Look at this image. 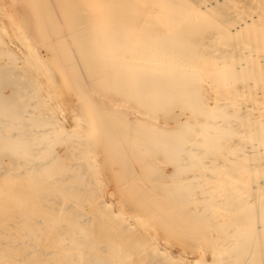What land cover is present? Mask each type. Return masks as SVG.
<instances>
[{"label":"bare ground","instance_id":"6f19581e","mask_svg":"<svg viewBox=\"0 0 264 264\" xmlns=\"http://www.w3.org/2000/svg\"><path fill=\"white\" fill-rule=\"evenodd\" d=\"M124 1L127 2V0ZM124 1H122L121 3L124 4ZM256 1L254 0V2ZM140 2L143 1L141 0ZM245 2L247 5L248 2L247 1ZM157 3H158L157 0H153L149 5H151V7H155ZM208 7L210 6L208 5ZM157 8L158 7H156V9ZM232 9H234V7ZM221 10L223 11V9ZM49 11H52L50 15H48ZM128 11L130 15H126V16L129 17L130 22L127 23L126 27H124L122 32H119L118 34H114L112 31L109 32L106 31V29H109L111 27V24L113 23L111 11L101 12L95 9L94 7H91L90 0H0V87L2 88L3 86L5 88H8L12 93V90H14L15 86L7 84L6 80L8 77L13 76L16 81V88H18L17 90L21 91V95L19 97H14L11 99L6 97L0 98V120L2 119L6 120L7 118H12L10 120H18V121H10L8 123L9 125L7 128H0V168L2 167L0 170L1 171L0 178H2L1 180L4 181L3 186L0 187V200L4 199L2 202L0 201V215L1 213L3 214V212L6 211H10L13 213L16 212V210L17 212H19L18 210L21 211L24 209L28 211L26 213L27 215L25 216H16V215H12L13 214L12 213L7 216V218H9L8 220H4L2 219V217L0 218V226L4 223L7 225V227H4L5 228L4 231H0V264H57L55 260L49 259L48 253H50V251L46 249H42L38 245L30 246V248L28 247L22 250L18 248L17 244L14 245L13 242L15 241H12V236H14L15 233H17V235L21 234L23 237L31 239L33 241L35 240L37 242L47 239L50 232H56L58 237L55 236L57 237L56 240L51 242L49 241V249H51L53 252L61 251L60 254L63 255V257H61V261L63 262V264L83 263L81 261L84 260V258H87L88 264H103L104 261H107L105 258H103L107 256L106 255L107 253L105 254L106 256H101L98 254H91V253L88 254V251L91 252L93 247L97 244V238H95L96 232H98V230L100 231L106 229L109 230V228H107L108 226L104 224V221L101 224L102 226L100 225V228H98V226L95 228V224L92 225V223L89 222L88 225L83 224L84 221H80L76 219L75 217H73V215H70L68 217H62V216L59 217L57 216V213H53V211L55 212V209L52 208L53 206L50 207L49 205L44 204L43 201L44 200L53 201L54 195L57 196V198L62 195L69 197L70 195L72 196L74 193L76 194V192H85L89 200L94 199V197L99 198L100 191H102L101 182L108 179L106 178L108 176H106L107 174H105L101 179L97 175L98 176L97 178L92 179L90 175L86 173V171H89L91 169V167L89 168L88 166V163H90V161L88 160V158L85 159L83 155L84 152L77 153L76 150L80 145L81 146L87 145L88 148L87 153L89 152V154H92V156L94 157L93 161H98L97 159L101 157V155L106 153L110 149V147H113L114 145L113 141H115L116 139H121L122 141L125 142V143L123 142L124 144L120 146L118 152L116 153V156H118V158L121 160V163L118 165V169L120 171L129 173L132 176L133 180L136 182V183L134 182L131 183L130 185L131 191L128 194L126 200L122 201V206L124 207V209L121 213V219L124 216H126L128 212H131L136 208L133 207L134 208L133 209L130 205L135 206V203L132 202L138 200L144 206L145 211L143 215L134 216L133 220L135 223H138V226L136 227H139L140 229L139 231L142 234V237L145 238L150 237L152 239L153 235L149 234L148 232L153 231L155 234H159V232L165 230L164 228H178L181 223L182 224L185 223V220L187 219L189 220L194 212H197L199 214L198 215L199 217L207 218L209 220V222L211 223L210 226L218 229L217 230L219 231L218 236H220L224 240V243L218 252L212 253L211 257L209 258L207 257L208 259H206L205 261H201L200 258L201 259L205 258L204 256H205L206 247L197 246L195 247L196 248L195 249L194 247L191 246L192 248H194V250L199 251L202 255H200V258L196 259L195 261L185 262V263L183 262V263L184 264H244V263H239L236 260L237 256H239L240 253L236 247L240 245V242L242 241V237L245 238L247 233L242 232L240 235L236 236V238L233 239H229V235L225 236L223 234L227 232L231 233L232 231L236 230V228H240L239 225L243 220L246 211H244V209H239L235 207L227 208L226 204H225L226 206L223 205L222 200L226 199L228 195L233 193H235L236 196L243 195V198L241 199H243L242 203L245 204V206L255 204L256 201L264 199V181L257 183V185L251 186L248 183L250 180L247 182V179L246 180L244 179V176L246 174L245 172L252 173V171L255 170V168L264 165V163L261 162V158L260 160H252L251 157L247 156L249 155L248 154L249 152L245 153V151H243L241 153H238L234 159L235 160L237 159L236 161H239L240 159L242 160L244 159L248 162L247 165L244 166L238 165L239 167L235 166L236 167L235 168L236 171H234L235 174L232 173V175H229V173L226 174V172L222 174V172L219 171L216 173L217 175L209 176L210 180L207 179L205 164L210 165L213 164L212 161H215L214 163L216 165H220L223 168L228 166L229 169L231 168L229 163L226 162L227 161L226 158L227 157L230 158L229 156L226 157V153L229 151V148H227L228 147L227 143L228 142L230 143V141H228L229 137L223 136L221 138L222 133L219 131L217 133V135L219 136L218 138L219 141H216L214 140V138L209 137L207 138L205 143L202 142L200 144H193L194 141L192 137L186 138L183 136L174 135L169 138H163L162 137L163 133L160 132L159 135L162 138L154 137L151 139L152 141H150L152 142V144L155 143L159 144V147L157 148V150H159L158 151L159 153H155L154 156L150 157L151 159L146 163H141L138 160L135 151H137L136 144H139V142H137V139L132 138V134H131L132 130L130 128L122 127L121 122H128L132 120H148L151 122L152 128H157L160 131L173 129L169 127L167 124L163 125L162 120L186 119L184 114L187 113L180 114L178 112L181 105L184 104L181 103L180 101L183 98V92L189 90L193 82L203 81L205 78L204 75H206L205 73L207 71L203 70L202 68V66L206 64V62L204 61L205 59H202V57L199 55L200 52L198 47L194 48L191 51H182L181 47L183 43L181 41H176L173 43L165 42L166 41L164 39L165 33L163 32L158 33V35L156 36L157 40L154 38V40L149 41V44H147L146 43L148 42V38H147L148 36H146L147 34H139V28H142L143 24L140 21L141 19L138 14V9L128 8ZM229 14L230 13H228V15ZM73 16H76L77 18L80 16H85V19L81 17V19L77 21L74 30L70 33L67 31L66 21L67 18ZM92 17L96 18L97 25L92 30H89L88 33L86 32L85 36H87V34H88L87 37H91L92 35L95 37L102 36L103 38H105L104 42L102 46L96 49H90L84 54H80L79 52L74 53L75 52L74 47L76 46L74 41L76 40V38L80 36H84V34H82V31L86 27L85 20L89 18L91 19ZM193 17L195 18V16ZM53 20H56L58 25L53 30H50L48 27L49 22ZM243 22L244 23L246 22L245 19ZM154 24H153V28L158 25V24L155 25ZM159 26L160 25H158V27ZM236 26H240V25H238L237 23ZM240 27H238V29ZM177 30L179 31V29ZM232 33L234 32L232 31ZM114 35L116 36V38L120 39L118 40V42H112ZM62 38L67 40L68 47L72 50L74 54L73 59H75V61H78L79 63L77 64L79 65L80 73L79 75L73 78L66 76L67 74L65 70L70 66L64 64L63 62L64 61L63 59L66 57V55L63 53L64 50L60 51L59 48L57 47V39H62ZM126 39L127 41H125ZM123 40L125 42L120 44ZM46 49H52L53 54H51V56L46 55ZM223 50L224 49H222L221 52H223ZM43 51L45 53H43ZM91 51L95 52L94 54H98V55L90 54ZM113 51L114 52L121 51L120 53L122 54L117 53L115 57L123 59V62H118L117 60L115 61V59L113 58L109 59L110 53L112 54ZM230 51L232 50H229V53ZM240 51H243V48ZM209 52L210 51H208V53ZM218 55L219 54H217L216 57H218ZM229 55L230 54H228V56ZM141 58L142 61L139 62L138 60H140ZM92 59L95 60L105 59L104 60L105 68L113 71H116V68L117 69L118 67L120 68L124 63L128 65V62L133 60L132 62L138 63L141 70H137L134 73L132 72L130 76L134 77V80H139L140 87H138V89L136 88L132 89L130 86H125L120 89H117L116 91L114 90L113 87L110 88L109 87L110 80H112V78L114 77L113 75L116 72H112L109 75L111 77L106 76V78L101 79L96 84V87L94 85H91L90 83L91 71L85 73L86 69L88 68H87V64H83V63L87 62L88 60H89L88 63H90ZM2 62H4V64H2ZM151 66L157 69L158 71L162 70L163 68H168V70L165 74L163 73V75H159L157 71L155 73L156 75L153 74V76L152 75L148 76L143 72V70H147V68H150ZM237 68L238 67H236V69ZM121 69L123 68L121 67ZM200 69H202L203 72L200 71ZM17 70H23L25 72V77L23 79L21 78L23 75L17 76L18 74L17 75L14 74L15 71ZM163 78H165V80L174 79L173 80L174 82L169 86L168 89L162 90L161 88V85L165 81ZM225 79H226L225 77H222L219 79V82ZM232 81L234 82V80ZM237 82H239V80ZM61 84L64 86H62ZM61 88H63L64 89L63 92H65L64 97L63 94L61 93L62 99L60 98ZM1 91L3 92L6 90L0 89V93ZM112 94L115 96L113 100H111L110 98ZM141 94L142 95L144 94L143 97L140 96ZM151 94H153V96L156 94H160V97L165 102H168L170 100H175L174 103H176V105H174V103L172 104V107H174L175 109L171 110V105L169 104L166 103L162 104V102H158V101L153 102L150 99H147V97L148 98L150 97L148 95ZM232 94H237V96L236 97L232 96L231 98L228 97L226 98V100L232 101L234 103V106L237 107V102L242 101V98H240L242 95L239 96L237 91L232 92ZM204 98L196 99L193 102L202 103L204 102ZM91 100H92V104H90L89 107H84L81 104L83 102L89 104ZM251 100H254L252 103L253 105H255L256 102L258 101V99L256 98H253ZM52 101H60L61 109L67 107L68 108L67 110L73 109L76 111L75 115H72L73 116L72 124L74 125V127L72 126L71 131L65 128L64 125L65 123L57 122L59 118L58 110L56 109L57 105L56 107H54L51 104ZM23 102H28V106L24 107V105H22L21 107L20 104H22ZM39 104H40L39 106L40 109L37 112V115H39L40 118L31 119L33 120V123L25 122V120L30 119L28 114L34 113L33 109ZM191 105L194 104L187 103L186 110L188 109V106ZM201 105L204 107L203 109H205V112H202L199 115L193 117H198L202 115L203 121L211 120L217 116L218 118H226V115H221V114L218 115L217 112L216 114L212 113L208 105L206 106L204 104ZM234 106H232L233 108L232 110H237V108ZM12 115H14V119ZM193 117H190V120ZM101 120H104V122H108L109 124H113V125H111L110 128L108 129V134L106 135V139L104 140V143L90 147L88 144L92 142L93 136L95 135L96 132H98V129H100L102 123ZM201 120L199 119V121ZM111 122H116V124ZM50 123H52L53 125ZM49 125H51L52 127L51 130L53 132L52 136L49 134L46 135L47 134L46 131L43 132L39 131L40 133H42L41 135L36 134L37 133L36 130L38 128L40 127L46 128ZM67 126L68 128L71 127L69 125ZM22 127H25L26 129V133H24L23 136L15 132L13 133V137H17L19 135L18 141L4 142L1 140L2 135L7 136L8 134H12V130L22 129ZM263 128H264L263 124H259V125L253 124L251 126L246 127L245 130L243 128L242 129L245 133H251L254 130H256L259 135L258 130L260 131V129ZM50 129L51 128H49V130ZM143 129H144L143 131L146 132L149 128L146 127ZM187 130L185 131V133H187V135L189 136V134L191 133H189V131L187 132ZM201 131L203 130H200V133ZM114 133H117L116 139L114 138V136H116L114 135ZM239 133H241V130ZM194 138L196 137L194 136ZM240 138H242V136H240L239 139ZM263 139L264 136L262 140ZM40 145L43 146L41 149L43 148L45 149L43 154H41L42 156L40 157V159H38L36 162H34L35 161L34 159L32 160L28 159L27 157L29 154V150L39 151L40 149H38L37 146L40 147ZM206 146L207 147L211 146V148L217 153H219L218 151H221L224 148H225L224 150L227 152L223 153V156L221 157H217V156L208 157L207 161H204V159L199 157V153L204 148H206ZM163 147L168 148V151L164 157L160 155V151L163 150ZM68 151L71 153V155L67 154ZM185 152L188 154V156L184 155ZM62 153L66 155H62ZM29 155L33 156L35 154L31 153ZM146 155L147 154L145 153V157ZM57 156H60L61 159L60 164L53 166L52 171L46 176H44V180L38 177V174H36L38 171L36 172L33 171L35 173L31 175H27L25 178L21 179L22 176L21 173L24 172L25 170L15 167L17 165H21V166L26 165L27 166L26 170H29V172L33 169V166L34 168H37V170L38 169L40 170L50 161V159H53L54 157ZM4 158L7 159V162L4 161ZM242 164L245 163L242 162ZM235 165H237V163ZM150 166L153 167V169H150L149 168ZM66 168L69 170L75 169L77 170L78 173L68 176L64 175L63 177H61V179H58L57 181H53L54 176H56L58 172L65 170ZM164 168H170L171 171L169 174H165V177H160V175L162 174L161 172L163 171ZM261 168L262 167L259 168V171ZM154 169H156L158 172L155 173ZM5 174H9L10 176L4 177ZM248 177L251 178V176ZM72 179L74 180V185H70ZM156 181L158 183H155ZM151 182H154L153 187L148 190H145L146 186L148 187L149 183ZM168 183L169 184L172 183V188H170V190L166 192V184ZM191 183L193 184L194 187L191 186L190 189L193 188V191L190 190L186 191V189H188V185ZM49 187L55 188L57 192L53 195L44 194L38 197L39 190L42 189L44 191L47 190ZM23 188L26 190V195L24 199L21 200L20 203L15 204L14 198L16 195L20 193V191ZM153 196H158L161 198V200H159L158 203L156 202L150 204V199ZM100 197L103 196L101 195ZM180 197H182V200L178 201L177 199H179ZM214 197L219 198V200L213 201L212 203H210V205L207 204L206 200ZM102 199H104V197L101 198V202L100 203L98 202V205L104 211L103 213H105L106 216H109V218H111L110 217L111 213L109 212L110 205L108 204H112V202L111 200H105V202L102 203ZM195 199L197 200L200 199V200L193 202L194 204L192 206L186 207V209L180 208L184 206L186 202H188V200H195ZM54 201L57 200L55 199ZM58 203H59L58 206H60L61 202ZM92 203L95 202L92 201ZM164 203L169 204V206H171V209L163 210L162 205ZM83 206L86 207V205L84 204ZM96 218L98 219V217ZM39 219L42 220V222L39 221L40 225L33 226V223L37 222ZM123 219H125L126 221L128 220L127 217H124ZM114 223H116V221ZM242 224H244V221ZM126 228L129 231V227H125V229ZM261 228H262L261 226H258L256 228V231L259 232ZM202 230L204 235L207 234V232H209L208 228L207 231L205 230V228H203ZM116 232H118V229ZM198 236H199L198 234L195 235V237ZM40 238L43 239L39 240ZM76 239L77 241H75ZM174 241L175 239L169 240L168 242L165 243V246H161V248L165 247V249L161 251H165V253L168 254V256H170V258L173 260H175L177 257L176 255H173L172 252H170L171 247H174L173 245H175L173 243ZM128 242L132 245L134 241L128 240ZM135 243L136 242H134V244ZM135 245H137V243ZM257 245L264 247L262 241L259 240V242L252 245L253 247L251 248L254 249L257 247ZM139 246L141 247V245ZM150 246H149L150 248L147 249H150V252L154 251L156 245L155 246L150 245ZM157 247L159 248L158 245ZM175 248H177V246H175ZM142 249L143 248H141V250ZM63 250L64 251L66 250L67 252L71 251L72 254L62 252ZM121 252L123 251L121 250L120 254ZM177 254L180 255L179 253ZM149 256H151V254H149ZM122 258L126 259L127 257L123 256ZM179 258L181 260L183 259L180 256ZM165 259L167 258L166 257L164 258L163 256L161 257V255H159L151 258V261L153 262V264H156L158 262L159 263L164 262ZM110 260H108V262ZM177 260L179 259L177 258ZM149 261L150 260H146L141 264L151 263ZM166 262H168V260ZM112 263L124 264L123 260L122 259L120 260L118 258L114 259Z\"/></svg>","mask_w":264,"mask_h":264},{"label":"rangeland","instance_id":"374dc122","mask_svg":"<svg viewBox=\"0 0 264 264\" xmlns=\"http://www.w3.org/2000/svg\"><path fill=\"white\" fill-rule=\"evenodd\" d=\"M122 1H124V0H90V6L91 7H94L95 9H97L101 12L111 11L113 23L111 24V27L109 29H106V31H108V32L112 31L114 34H118L119 32H122L124 27H126L127 23L130 22L129 17L126 16V15H130L128 8L129 9L130 8L131 9L132 8L138 9V14H139L140 19H141L140 21L143 24V27L139 28V34H147L146 35V36H148L147 37L148 42H146L147 44H149V41L154 40V38L157 40L156 36L158 35V33L163 32V33H165V38H164L166 40L165 42L173 43L176 41H181L183 43L182 47H181L182 51H191L194 48L198 47L199 52H200L199 55L202 57V59H205L204 61L206 62V64H204L202 66V68H203V70L207 71L205 73L206 75H204V77H205L203 80L204 82L203 81H201V82L195 81V82H193V84L189 88V90L184 89L186 91L183 92V98H182V100H180L181 103H184V104L181 105L178 112L180 114L187 113V114H184L186 119L162 120L163 125L167 124L169 127L173 128V129L160 131L157 128H152V124L148 120H132V121H128V122H121L122 124L120 123L122 125V127L130 128L132 130V133H131L132 138L137 139V142H139V144H136V146H137L136 150L137 151H135L138 160L141 163H146L151 159L150 157L154 156L155 153H159L158 152L159 150H157V148L159 147V144L158 143L152 144V142H150V141H152L151 139L154 137L155 138H162V137L163 138H169V137H172L174 135L175 136L179 135V136H183L186 138L192 137L193 141H194L193 144H200L202 142L205 143V141L209 137L214 138V140H216V141H219V139H218L219 136L217 135V133L219 131L222 133L221 138L223 136L229 137L228 141H230V143L229 142L227 143L228 144L227 148H229V151L228 152L225 151L224 150L225 148H224L223 150L218 151L219 153H217L211 148V146H209V147L206 146V148H204L202 151H200V153H202V154L199 153V157L204 159V161H207L208 157H216V156L221 157V156H223V153L227 152L226 157L229 156L230 158L227 157L226 162L229 163L231 168L229 169V166L223 168L220 165H216L214 163L215 161H212L213 164H210V165L205 164L207 179H209L210 178L209 176H211V175L212 176L217 175L216 173L219 171H221L222 174L224 172H226V174L229 173V175H232V173H234V171H236L235 166L247 165L248 162L244 159L243 160L240 159L242 161H240L239 159H238L239 161H236L237 159L236 160L234 159L238 153H241L243 151H245V153L249 152L248 153L249 155H247V156L251 157L252 160H260V158H261V162L264 163V158H263L264 157V146H263L264 142H261V141H264V139L262 140V138L264 136V128L260 129V131L258 130L259 135H258L256 130H254L251 133H245L243 131V129L245 130L246 127L251 126L253 124L254 125L263 124V126H264V121H263L264 120V86H263L264 85V26H263L264 25V20H263V18H264V5H263L264 0H257L258 3L256 0H255L256 2H254V0H249L250 2L252 1L251 3L248 0H157L158 3L155 5V7H151V5H149L153 0H142L143 2H140L141 0H127V2L124 1V4L121 3ZM245 1L248 2L247 5H246ZM178 3H180V4H178ZM249 3H250V5H249ZM255 3H256V5H255ZM147 4L149 7L147 6ZM138 5H139V7H141V6L142 7L139 8ZM161 5H162V7H161ZM208 5L210 7H208ZM156 7H158V8L156 9ZM159 7H161V8H159ZM233 7H234V9H232ZM220 8L223 9V11ZM230 10L232 11V13ZM152 11L155 13H153ZM233 11H235V12H233ZM51 13H52V11H49L48 15H50ZM228 13H230V14L228 15ZM192 15L195 16V18ZM250 16L252 19L255 20V22H254V20H252L250 18ZM81 17L83 19H85V16H80L78 18L76 16H73V17L67 18L66 26H67L68 32L71 33L74 30V28L76 27L77 21L79 19H81ZM244 19L246 21L245 23L243 22ZM256 21L257 22L259 21V22L257 23ZM260 21H262V22H260ZM240 22H241V24H240ZM85 23H86V27L82 31V34H84V36H80V37L76 38V40L74 41L76 44V46L74 47V51H75L74 53L79 52L80 54H84L85 52H87L90 49H96V48L102 46V44L104 42L105 38H103L102 36L95 37L92 35L91 37H87L88 34H87V36H85L86 32L88 33L89 30H92L97 25L96 18L95 17H92L91 19L89 18V19L85 20ZM154 23L158 24L160 26L158 27V25H157L156 27L153 28ZM237 23L242 28L240 26H236ZM57 25H58L57 21L53 20V21L49 22L48 27L50 30H53ZM260 26L263 28H261ZM235 27H237V28H235ZM238 27H240L241 29L240 28L238 29ZM177 29H179V31ZM161 30H163V31H161ZM232 31L234 33H232ZM212 35H214V36H212ZM114 37H113L112 42H118V40H120V39L116 38L115 35H114ZM215 38H217L218 40ZM216 40H217V42H216ZM125 41H127V39ZM125 41L123 40L120 44H122ZM217 43H219V44H217ZM57 47L59 48L60 51L64 50L63 53L66 55V57L65 58L63 57L64 58L63 62H64V64L70 66L65 70L66 74H67L66 76L73 78V77L79 75V73H80V68L78 65L79 63H78V61H75V59H73L74 54H73L72 50L68 47L67 40L64 38L57 39ZM242 48H243L244 52L240 51V50H242ZM222 49H224L223 52H221ZM229 50H232V51H230V53H229ZM52 51H53L52 49H46V55L51 56V54H53ZM208 51H210V52L208 53ZM225 51H227V52H225ZM120 52L121 51H115V52L113 51L112 54L110 53L109 59L113 58V59H115V61L117 60L118 62H123V59L115 57V55L117 53L122 54ZM233 52H236L237 54L233 53ZM245 52H247L248 54ZM43 53H45V52L43 51ZM94 53L95 52L91 51L90 54L98 55V54H94ZM217 54H219L218 57H216ZM228 54H230V55L228 56ZM58 60H59V58H58ZM104 60L103 59H96V60L92 59V61L90 63H88L89 60L87 62L83 63V64H87V68H88V69H86L85 73H87L88 71H91L90 72L91 73V81H90L91 85H94L96 87V84L101 79L106 78V76L111 77L109 75L112 72H116V73H114V75H113L114 77L112 78V80H110V85H109L110 88L113 87L114 90L116 91L117 89H120V88L125 87V86H130L132 89L133 88L138 89V87H140L139 86L140 85L139 80H134V77L130 76V74H132V72L134 73L137 70H141L138 63L132 62L133 60H131L128 62V65L126 63H124L126 65L123 64L121 66L123 69H121V67L120 68L118 67V69L116 68V71H113V70H109V69L105 68ZM138 61L141 62L142 58ZM2 64H4V62H2ZM236 67H238V68L236 69ZM260 67H262V68H260ZM167 70H168V68H163L162 70L158 71L157 69H155L151 66L150 68H147V70H143V72L148 76H150V75L153 76V74H155L157 71H158L159 75H163V73L165 74L167 72ZM200 71H202V69H200ZM16 72H18V73H16ZM237 72H238V75H237ZM14 74H16V75L18 74L17 76L23 75L21 77L22 79L25 77V72L23 70H17V71H15ZM236 76H238V77H236ZM222 77H225L227 80L225 79V80L219 82V79ZM163 79L165 80V78H163ZM173 80L174 79L165 80L164 83L161 85L162 90L168 89L169 86L174 82ZM232 80H234V82ZM238 80H239V82H237ZM6 81H7V84L15 86L14 90H12V93H11V91L8 88H5L3 86H2V88L0 87V89L6 90L3 92L1 91L0 98L6 97V98L11 99L14 97H19L21 95V91L17 90L18 88H16V81H15L14 77L10 76L7 78ZM242 82H244V83H242ZM62 86H64V85H62ZM206 86H207V88H206ZM104 87H106V86H104ZM63 90H64L63 88H61V90H60V98L61 99H62V94H63V97L65 96V94H64L65 92H63ZM234 91H237L239 96L242 95L240 97V98H242V101L237 102V107L234 106V103L232 101L226 100V98H228V97L231 98L232 96H235V97L237 96V94H232V92H234ZM143 95L141 94L140 96L143 97ZM148 96H150V97L149 98L147 97V99H150L153 102L158 101V102H162V104L166 103V104L171 105V110L175 109L174 107H172V104L175 102V100H170L168 102H165L160 97V94H156L154 96H153V94H151ZM204 96H205V98L207 97L209 100L207 98H206L207 99L206 100L204 98ZM114 97L115 96L112 94L110 96L111 100H113ZM252 97L258 99V101L256 102L255 105L252 104L254 101V100H251V99H253ZM199 98H204V102H202V103L193 102L194 100L199 99ZM187 103H192L194 105L188 106V109L186 110V104ZM51 104L54 107H56V105H57L56 109L58 110V117H59L57 122L65 123L64 124L65 128H67L71 131L72 126L74 127V125L72 124V122H73V118H72L73 116L72 115H75L76 111L73 109L67 110L68 109L67 107L64 108L66 110H64L63 108L61 109L60 101H52ZM81 104L84 107H89L90 104H92V100L90 101L89 104L86 102H83ZM201 104H204L205 106L208 105L209 109L214 114H216V112H217L218 115L219 114L226 115V118H218V116H217L211 120H204L203 121L202 115L198 116V117H193V116L199 115L202 112H205V109H203L204 107ZM20 105H21V107H22V105H24V107L28 106V102H23ZM174 105H176V103H174ZM39 106H40V104L33 109L34 113L28 114L30 119L25 120V122L33 123V120H31V119L40 118V116L37 115V112L40 109ZM232 106L236 107L237 110H232L233 109ZM259 107H261V108H259ZM156 108H157V106H156ZM60 110H63V111H60ZM254 114H255V116H254ZM14 115H15V113H14ZM14 115H12L13 119H14ZM68 115H70V116H68ZM190 117H193V118H191V120H190ZM10 119H12V118H7L6 120H3V119L0 120V128H7L9 125L8 123L10 121H18V120H10ZM199 119L200 120L202 119V120L199 121ZM39 121H42V120H39ZM101 122L102 123H101L100 129H98V132L95 133L96 136L94 135L92 138V142H90L88 144L90 147L97 146L99 144L104 143V140L106 139V135L108 134V129L110 128L111 125H113V124H109L108 122H104V120H101ZM203 122H204V124H203ZM209 122H211V123H209ZM111 123L116 124V122H111ZM50 124H52V123H50ZM67 125H69L71 127L68 128ZM224 125H226V126H224ZM146 127H148L149 129L146 132H144L143 128H146ZM225 127H227V128H225ZM49 128H51V129L49 130ZM38 129L36 130L37 135H41L42 133H40V132H43V131H46V133H47L46 135H48V134L51 136L53 135V132L51 131L52 130L51 125L47 126L46 128L40 127ZM180 129H182V130H180ZM186 130H187V132L189 131V133H191V134H189V136L187 135V133H185ZM200 130H203V131H201V133H200ZM240 130H241V133H239ZM157 131H158V133H157ZM14 132L23 136L24 133H26V129H25V127H22V129L12 130V134H8L7 136L2 135L1 140L4 142L18 141L19 135L17 137H13ZM160 132L163 133L162 137L159 135ZM28 133H29V131H28ZM261 133H262V135H261ZM116 134L117 133H114V135H116ZM193 135L196 138H194ZM255 135H256V137H255ZM199 136H201V137H199ZM240 136H242V138L239 139ZM112 137H113V134H112ZM114 138L116 139L117 135L114 136ZM198 139H199V141H198ZM232 140H234V141H232ZM235 141L238 143V146H237V143ZM123 142L124 141H122L121 139H116L115 141H113V144H114L113 147H110V149L106 153L101 155V157H99L100 159L99 158L97 159L98 161H93L94 157L92 156V154H89V152L87 153V150H88L87 145H84V146L80 145L76 150L77 153L84 152L83 155H84L85 159L88 158V160L90 161V163H88V166H89V168L91 167V169L89 171H86V173L89 174L92 179L97 178L98 176H99V178L102 179V177L105 174H107L106 176H108V177H106V178H108L105 180L106 182L105 181L101 182V187H102L101 190L102 191H100L99 198L94 197V199L89 200V198L85 192H76V194L74 193L72 196L69 194L70 195L69 197L62 195V196H59L57 198V196L54 195L53 196L54 200L56 199L58 201L60 199L58 201V202H61L60 206H58L59 203L57 201H54V200H53L54 202L44 200L43 201L44 204H47L50 207L53 206L52 208L55 209V212L53 211V213H57V216H59V217L60 216L68 217L70 215H73V217H75L76 219H78L80 221H84L83 224H86V225H88L89 223H92V225L95 224V228L97 226H98V228H100V225L104 221V224L108 226L107 228H109V230H107V229L101 230V231L98 230V232H96V237H95V238H97V244L93 247L91 252L88 251V254H90V253L91 254H98L101 256L107 255L106 257H103L107 260V261H104L103 264H110V262H111V264H113L112 262L116 258H118L120 260L122 259L124 264H130V263L131 264L132 263L133 264H141V263L145 262L146 260H150L149 262H151V263H149V264H153V262L151 261V258H153L155 256H159V255H161V257L163 256L164 258L165 257L167 258V259H165L164 262H161L162 264H168V263L170 264V262H171V264L172 263L173 264H180V263L184 264L185 262L195 261L196 259L200 258V255H202V254L199 251L194 250V248L197 246L206 247L205 248V256H204L205 258L204 259L200 258L201 261H205L206 259L211 257L212 253L218 252L221 249V247L223 246L224 240L220 236H218V232H219V231H217L218 229L210 226L211 223L209 222V220L207 218L199 217L198 216L199 214L197 212H194L192 214V216L190 217V219L185 220V223H183V224L181 223L178 228H164L165 230H162L161 232H159V234H155L153 231L148 232L149 234H152L153 238H155V239H153V238L151 239L150 237L149 238L142 237V234L139 231L140 230L139 227H136V226H138V223L134 222L133 217L143 215V213L145 211L144 206L138 200L132 202V203H135V206L130 205L132 208L136 207L135 208L136 210L133 208L134 209L133 211L128 212V214L126 216H124V217H127L129 221L128 220L126 221L125 219H123L124 217L121 219V213L124 209V207L122 206V201L126 200V198L128 197V194L131 191V189H130L131 183L132 182L136 183L129 173L120 171L118 169V165L121 163V160L118 158V156H116V153L118 152L120 146L125 143V142L124 143ZM233 142H234V144H233ZM42 147H43L42 145H40V147L37 146V148L40 149L39 151L29 150V154L33 153L35 155L32 156V155L28 154L27 158L31 159V160L34 159L35 160L34 162H36L38 159H40V157L42 156L41 154H43V152L45 151L44 148L41 149ZM167 151H168V148L163 147V150L160 151V155L162 157H164L166 155ZM257 151H259V152H257ZM261 151H262V153H261ZM145 153L147 154L146 157H145ZM67 154L71 155V153L69 151L67 152ZM62 155H66V154L62 153ZM142 155H144V156H142ZM184 155L188 156V154L186 152L184 153ZM6 158H4L5 162H7ZM72 158H73V156H72ZM60 160H61L60 156L54 157L53 159H50V161L42 169L37 170V168H34V166H33V169L30 172H29V170H26V167H27L26 165L25 166L17 165L15 167L25 170L24 172L21 173V175H22L21 179L25 178L27 175H31V174L35 173L36 171H38L36 174H38V177H40L44 180V176H46L47 174H49L52 171L53 166L59 165ZM98 162H99V164H98ZM242 162L245 164H242ZM236 163H237V165H235ZM31 164H33V163H31ZM91 164H92V166H91ZM211 167H213V168H211ZM260 167H262L261 168L262 170L260 169V171H259ZM260 167L258 166L257 168H255V170H253V171L251 170L252 173L248 172L249 173L248 174L247 172H245L246 174L244 176V179L245 180L247 179V182L250 180L248 183L251 186L257 185V183L264 181V170H263L264 165H261ZM1 168H0V170H1ZM149 168L153 169V167H151V166ZM74 170H69L66 168L65 170L58 172V174L56 176H54L53 181H57L58 179H61V177H63L64 175L68 176V175H73V174L78 173L77 170H75V171ZM33 171H35V172H33ZM170 171H171L170 168H164L163 171L161 172L162 174L160 175V177H165V174H169ZM154 172L156 173L158 171L156 169H154ZM157 174H160V173H157ZM254 174H256V175H254ZM7 176H10V175L9 174L4 175V177H7ZM248 176H251L252 181H251V178ZM1 179L2 178H0V187H2L4 184L3 183L4 181ZM153 183L154 182L149 183L148 187L146 186L145 190L152 188ZM155 183H158V182L156 181ZM70 185H74L73 179L71 180ZM189 185H188V189H186V191H189V190L193 191V188L190 189L191 186L194 187L193 184L191 183ZM170 188H172V183L166 184V192H168L170 190ZM14 189H15V187H14ZM56 192L57 191L55 190V188H52V187L51 188L49 187L47 190H44V191L41 189L38 191V197H40L44 194H48V195L52 194L53 195ZM66 192H69V191H66ZM25 195H26V190L23 188L20 191V193L15 196L14 203L15 204L20 203L21 200L24 199ZM101 195L104 197V199H102V203L105 202V200H111V202H112V204H108V205H110L109 206L110 209L109 208L108 209H109V212L111 213V216H110L111 218H109V216H106L105 213H103L104 211L98 205V202L100 203L101 198H103V197H100ZM110 195H111V197H110ZM239 196L240 195L236 196V194L233 193V194L228 195L226 197V199L222 200L223 205L224 206L227 205L226 206L227 208L228 207H230V208L235 207V208H239V209H244V211H246L244 218L239 225L240 228H236V230L232 231L231 233L227 232L223 235H225V236L229 235V239H233V238H236V236L240 235L242 232H246L247 233L246 237L245 238L242 237V241L240 242V245H238L236 247L240 253H239V256H237V259L236 258L235 259L239 263H244V264H264V247L257 245L256 248H254V249L251 248V247H253L252 245L259 242V240H261L262 243L264 244V199L256 201L255 204L245 206V204L242 203L243 199H241V198H243V195H241L240 197ZM3 200L4 199H2L0 201L2 202ZM159 200H161L160 197L153 196L150 199V204L156 203V202L158 203ZM177 200L178 201L182 200V197H180ZM198 200H200V199H198ZM198 200L197 199L188 200V202H186V204L180 208L186 209V207L192 206L194 204L193 202H196ZM215 200H219V198H216V197L210 198V199L206 200V202H207V204L210 205V203H212ZM92 201L95 203H92ZM225 201L226 202L228 201V202L226 203ZM66 202H68V203H66ZM55 203L56 204L58 203V204L56 205ZM83 204L86 205V207L83 206ZM73 205H74V207H73ZM80 205H82V206H80ZM78 207H80V208H78ZM251 207H252V209H251ZM64 208H67V209H64ZM132 208H131V210H132ZM115 209H117V210H115ZM162 209L163 210L164 209L169 210V209H171V206H169V204H167V203H164L162 205ZM250 209H251V211H250ZM18 211L19 212H17V210H16V212H14L15 214L13 212H10V211L3 212V214L1 213L0 218L2 217V219L8 220L9 218H7V216L9 214L13 213L12 215L25 216V215H27L26 213L28 212L26 209L21 210V211L18 210ZM173 211H175V210H173ZM93 214L95 215V217ZM112 216L114 219L112 218ZM96 217H98V219ZM81 218H83V219H81ZM103 218H104V220H103ZM151 220H152V218H151ZM39 221L42 222V220L39 219L37 222L33 223V226L40 225ZM115 221H116V223H114ZM243 221H244V224H242ZM120 222H121V224H120ZM37 223H39V224H37ZM111 224H113V225H111ZM258 226L262 227L259 232L256 231V228ZM4 227H7V225L5 223L0 226V231H4V229H5ZM125 227H129L130 232L128 231L127 228L125 229ZM203 228H205L206 231L208 228V231H209L205 235L203 234V230H202ZM117 229H118V232H116ZM238 231H239V233H238ZM196 234H198L199 236L195 237ZM52 236H54V237H52ZM55 236L58 237L56 232H50L47 239H44L45 241L42 240V241L36 242L35 240L33 241L31 239L23 237L21 234L17 235V233H15L14 236H12V241H15V242H13L14 245L17 244L18 248H20L22 250H24L28 247L30 248V246L38 245L40 248L50 251V253H48L49 259L55 260L57 264H63V262L61 261V257H63V255L60 254L61 251L53 252L51 249H49V241L51 242V241L56 240L57 237H55ZM137 238H139L140 240ZM41 239H43V238H40L39 240H41ZM172 239H175V241L173 242L175 245H173L174 247H171L170 252H172L173 255L177 256L175 260L171 259L170 256H168V254L165 253V251H161V250L165 249V247L161 248V246H165V243L168 242L169 240H172ZM128 240L136 242L137 245H135L136 243L134 244V242L131 245L128 242ZM153 240L155 243L153 242ZM75 241H77V239ZM141 241H142V244H141ZM138 243H139V245H141V247L138 245ZM147 243H149V244H147ZM46 244H48V245H46ZM148 245L149 246L150 245H152V246L156 245L155 250L150 252V249H147V248H150L151 246L149 247ZM157 245L159 246V248L157 247ZM102 246H103L104 250H103ZM131 246H132V248H131ZM175 246H177V248H175ZM191 246L194 248H192ZM141 248H143V249L141 250ZM178 248H179V250H178ZM144 249H145V251H144ZM121 250L123 252H121V254H120ZM250 250H252V251H250ZM158 251H159V253H158ZM62 252L72 254L71 251L67 252L66 250L65 251L63 250ZM123 253H125L126 255ZM177 253H179L180 255H178ZM198 253H200V254H198ZM149 254H151V256H149ZM137 255H138V257H137ZM181 255H184V256H181ZM123 256H126L127 258L123 259L122 258ZM179 256L182 257L183 259L181 260L179 258ZM109 257L111 258V260ZM185 257H186V259H185ZM177 258L179 260H177ZM108 260H110V261L108 262ZM167 260H168V262H166ZM81 262H83V263H79V264H88L87 258H84V260H82ZM238 262H236V263H238ZM161 263L158 262L156 264H161ZM76 264H78V263H76Z\"/></svg>","mask_w":264,"mask_h":264}]
</instances>
